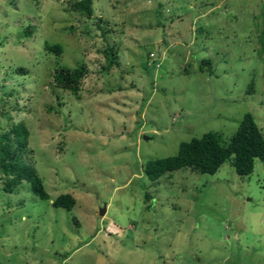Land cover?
<instances>
[{
    "label": "rangeland",
    "instance_id": "obj_1",
    "mask_svg": "<svg viewBox=\"0 0 264 264\" xmlns=\"http://www.w3.org/2000/svg\"><path fill=\"white\" fill-rule=\"evenodd\" d=\"M81 1L0 0V134L24 123L49 195L1 177L0 264H264L259 159L248 176L144 173L205 133L228 143L247 113L264 135V0ZM79 65L75 93L55 86Z\"/></svg>",
    "mask_w": 264,
    "mask_h": 264
},
{
    "label": "trees",
    "instance_id": "obj_2",
    "mask_svg": "<svg viewBox=\"0 0 264 264\" xmlns=\"http://www.w3.org/2000/svg\"><path fill=\"white\" fill-rule=\"evenodd\" d=\"M75 8L91 13V0H83L75 5ZM30 35L31 26L23 30ZM264 33V32H263ZM48 51L60 55V46L45 45ZM107 53V69L118 67L116 53L109 49ZM202 64L210 65L209 60H203ZM86 74V68L79 65L74 69L60 68L55 70L52 78L56 87L71 89L74 93L80 80ZM253 82L250 83L248 93H253ZM29 132L24 123L13 125L8 131L0 134V179L2 190L12 193L21 182L30 185L33 195L41 200H48L49 195L44 189L43 182L35 168L24 161V155L28 152ZM259 159L264 166V135L256 124L254 117L247 113L243 116L236 132L228 143H223L219 134L208 132L200 138H193L189 142L180 144L176 155L148 160L144 167L146 177L156 182L162 176L179 170H190L200 174H215L227 161H230L234 171L239 176H248L253 172L254 161ZM150 199L149 195L145 196ZM76 200L70 194L58 196L52 205L57 208L72 210Z\"/></svg>",
    "mask_w": 264,
    "mask_h": 264
},
{
    "label": "water",
    "instance_id": "obj_3",
    "mask_svg": "<svg viewBox=\"0 0 264 264\" xmlns=\"http://www.w3.org/2000/svg\"><path fill=\"white\" fill-rule=\"evenodd\" d=\"M104 214H105V209H100V211H99V215H100V216H104Z\"/></svg>",
    "mask_w": 264,
    "mask_h": 264
},
{
    "label": "built area",
    "instance_id": "obj_4",
    "mask_svg": "<svg viewBox=\"0 0 264 264\" xmlns=\"http://www.w3.org/2000/svg\"><path fill=\"white\" fill-rule=\"evenodd\" d=\"M150 56L152 57L153 55L151 54Z\"/></svg>",
    "mask_w": 264,
    "mask_h": 264
}]
</instances>
